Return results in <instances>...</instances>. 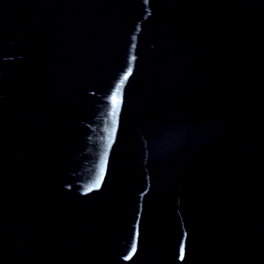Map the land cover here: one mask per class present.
<instances>
[{
    "label": "water",
    "instance_id": "water-1",
    "mask_svg": "<svg viewBox=\"0 0 264 264\" xmlns=\"http://www.w3.org/2000/svg\"><path fill=\"white\" fill-rule=\"evenodd\" d=\"M0 264H264V0H0Z\"/></svg>",
    "mask_w": 264,
    "mask_h": 264
}]
</instances>
